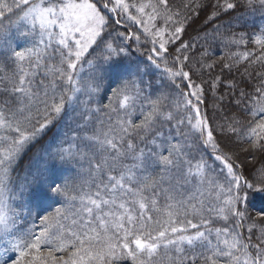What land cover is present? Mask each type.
Wrapping results in <instances>:
<instances>
[{
    "label": "snow or ice",
    "instance_id": "1",
    "mask_svg": "<svg viewBox=\"0 0 264 264\" xmlns=\"http://www.w3.org/2000/svg\"><path fill=\"white\" fill-rule=\"evenodd\" d=\"M257 14L0 0V264H264Z\"/></svg>",
    "mask_w": 264,
    "mask_h": 264
},
{
    "label": "trees",
    "instance_id": "2",
    "mask_svg": "<svg viewBox=\"0 0 264 264\" xmlns=\"http://www.w3.org/2000/svg\"><path fill=\"white\" fill-rule=\"evenodd\" d=\"M178 2V0H177ZM264 27V18L260 17L258 14L255 16H250L248 18L247 24H246V31L249 37L259 34L260 29ZM189 31L191 32V29H189ZM251 47V45H249ZM215 51L220 52V54H223L224 49H222L219 45L215 46L214 48ZM217 72L219 71V68H217L216 70ZM104 103H108L107 99H104L103 101ZM253 163H255V161H252ZM253 214H255V211L253 212Z\"/></svg>",
    "mask_w": 264,
    "mask_h": 264
}]
</instances>
